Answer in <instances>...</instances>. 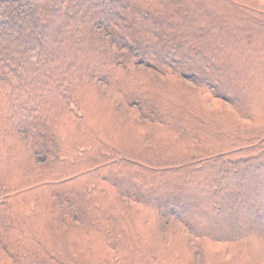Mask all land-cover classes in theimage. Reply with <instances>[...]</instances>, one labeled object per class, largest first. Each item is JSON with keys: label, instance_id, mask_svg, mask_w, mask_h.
<instances>
[{"label": "trees", "instance_id": "1", "mask_svg": "<svg viewBox=\"0 0 264 264\" xmlns=\"http://www.w3.org/2000/svg\"><path fill=\"white\" fill-rule=\"evenodd\" d=\"M0 264H264V0H0Z\"/></svg>", "mask_w": 264, "mask_h": 264}, {"label": "rangeland", "instance_id": "2", "mask_svg": "<svg viewBox=\"0 0 264 264\" xmlns=\"http://www.w3.org/2000/svg\"><path fill=\"white\" fill-rule=\"evenodd\" d=\"M52 18H53V20L55 21V23H57L59 26H60V30L62 31V32H60V33H58V37H59V39H63V38H69V36H68V34L66 33V30H65V28L64 27H62L63 25V22H62V20L60 19V17H58V16H52ZM66 36V37H65ZM61 52V50H59V49H57V48H51V52H50V55L51 56H53V55H56V54H59ZM81 57H84L83 55L81 56ZM90 64H92V63H90ZM116 79H120V83H124V84H128V83H131L130 82V78H129V76L128 75H119V76H117V78ZM231 84H228V83H224L223 84V88H222V90H224V91H227V90H229V91H231L230 89H229V86H230ZM195 187H197V185L195 184ZM195 187H193L192 189H195ZM184 195H189V194H186V193H184ZM194 217H198V218H201L202 219V221L203 222H201L202 223V225H205L206 223H207V220H206V218L209 216L210 217V222L212 221V218H213V221L215 220V221H217V222H222V223H224V224H227L228 222L229 223H232V222H234L233 220H235L234 219V217H230L228 220H226L225 221V219L224 218H222L221 217V215H219V216H214V214L213 213H211V211H210V209H206L205 207H202V208H200L199 210H197L195 213H194ZM206 220V221H205ZM241 225H243V223H240ZM212 226V225H211ZM226 226V225H225ZM215 226H212V228H214Z\"/></svg>", "mask_w": 264, "mask_h": 264}]
</instances>
